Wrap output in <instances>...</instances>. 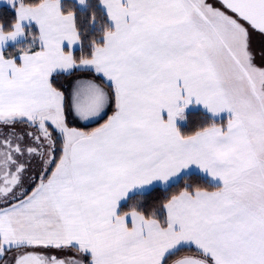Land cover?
I'll use <instances>...</instances> for the list:
<instances>
[{"label":"snow or ice","instance_id":"snow-or-ice-1","mask_svg":"<svg viewBox=\"0 0 264 264\" xmlns=\"http://www.w3.org/2000/svg\"><path fill=\"white\" fill-rule=\"evenodd\" d=\"M6 3L0 264H264V0Z\"/></svg>","mask_w":264,"mask_h":264},{"label":"trees","instance_id":"trees-1","mask_svg":"<svg viewBox=\"0 0 264 264\" xmlns=\"http://www.w3.org/2000/svg\"><path fill=\"white\" fill-rule=\"evenodd\" d=\"M12 16H13V13H12V11L8 5H5V4L0 5V18L11 19ZM198 124H199L198 117H193L191 122L188 124V126L185 130L188 132H191V131L195 130V128L198 126ZM95 126L96 125H94V124L88 125L89 128H92ZM201 183H203V181H201ZM165 195H166V193L162 190L157 191V192H153L151 197L149 198V203L158 202V200L162 199Z\"/></svg>","mask_w":264,"mask_h":264},{"label":"rangeland","instance_id":"rangeland-1","mask_svg":"<svg viewBox=\"0 0 264 264\" xmlns=\"http://www.w3.org/2000/svg\"><path fill=\"white\" fill-rule=\"evenodd\" d=\"M7 5L6 3V0H0V5ZM264 38V36H261L259 33H254L253 36H252V46H253V49L259 53L261 48H262V45L260 46L259 43H258V40L261 41L262 39ZM257 63L258 64H261L262 61L260 60L259 56L257 58Z\"/></svg>","mask_w":264,"mask_h":264},{"label":"flooded vegetation","instance_id":"flooded-vegetation-1","mask_svg":"<svg viewBox=\"0 0 264 264\" xmlns=\"http://www.w3.org/2000/svg\"><path fill=\"white\" fill-rule=\"evenodd\" d=\"M258 43L260 46L262 45V47H264V38L261 41L258 40Z\"/></svg>","mask_w":264,"mask_h":264},{"label":"crops","instance_id":"crops-1","mask_svg":"<svg viewBox=\"0 0 264 264\" xmlns=\"http://www.w3.org/2000/svg\"><path fill=\"white\" fill-rule=\"evenodd\" d=\"M89 125H90V124H89ZM76 126H81V127H82V126H84V125H83V124H78V125H76Z\"/></svg>","mask_w":264,"mask_h":264}]
</instances>
